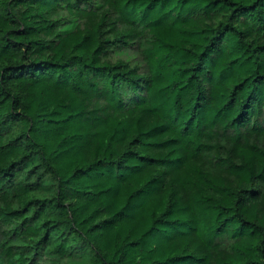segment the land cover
Listing matches in <instances>:
<instances>
[{
    "label": "trees",
    "instance_id": "16d2710c",
    "mask_svg": "<svg viewBox=\"0 0 264 264\" xmlns=\"http://www.w3.org/2000/svg\"><path fill=\"white\" fill-rule=\"evenodd\" d=\"M0 264H264V0H0Z\"/></svg>",
    "mask_w": 264,
    "mask_h": 264
}]
</instances>
